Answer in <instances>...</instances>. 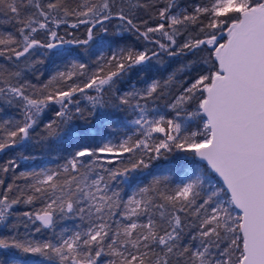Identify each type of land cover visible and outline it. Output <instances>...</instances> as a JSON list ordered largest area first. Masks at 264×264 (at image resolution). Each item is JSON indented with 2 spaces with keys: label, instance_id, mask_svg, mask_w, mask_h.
Here are the masks:
<instances>
[{
  "label": "snow or ice",
  "instance_id": "obj_1",
  "mask_svg": "<svg viewBox=\"0 0 264 264\" xmlns=\"http://www.w3.org/2000/svg\"><path fill=\"white\" fill-rule=\"evenodd\" d=\"M0 154V264H264V0H0Z\"/></svg>",
  "mask_w": 264,
  "mask_h": 264
},
{
  "label": "trees",
  "instance_id": "obj_2",
  "mask_svg": "<svg viewBox=\"0 0 264 264\" xmlns=\"http://www.w3.org/2000/svg\"><path fill=\"white\" fill-rule=\"evenodd\" d=\"M34 79V77H33ZM52 116V113H48L46 115V119L50 118ZM34 155L37 156V159L35 161H20V168L17 169V174L20 171H28L31 170L35 167H37L38 165L41 166H51L54 167L55 166V162H58V158H56L55 156H49L46 154V151L42 152L41 147L39 145L35 146L33 149L30 150ZM9 157L8 156H4L3 154H0V163H3L5 160H7ZM176 157L175 156H169L167 159H161L160 161L157 162V168L154 169V171H159L161 169H163L164 167H166L168 165V163L171 161L173 163H175ZM49 161H53V163H49ZM0 178H3L5 183L4 185H0V192L3 191V189L6 187V185L8 183H11L13 180V174L11 172H9L8 174H3L0 173ZM147 181H145L146 183ZM17 184H23L24 181L22 180H18L16 181ZM70 223V222H69Z\"/></svg>",
  "mask_w": 264,
  "mask_h": 264
}]
</instances>
